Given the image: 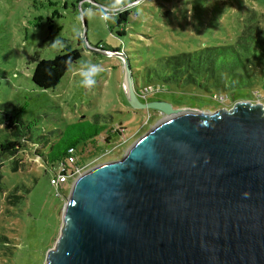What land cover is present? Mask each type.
Returning a JSON list of instances; mask_svg holds the SVG:
<instances>
[{
  "label": "rangeland",
  "instance_id": "obj_1",
  "mask_svg": "<svg viewBox=\"0 0 264 264\" xmlns=\"http://www.w3.org/2000/svg\"><path fill=\"white\" fill-rule=\"evenodd\" d=\"M110 3L0 0V104L9 109L8 114L21 115L28 124L29 136L14 135L13 123L7 126V121L0 122V264H46L48 251L55 247L62 230L72 179L60 186L51 183V170H44L37 148L53 142L72 122L93 120L96 113L110 115L109 125L121 124V134H112L105 141L104 132L76 144L84 171L121 159L137 138L167 117L159 110L132 107L124 93L123 58L92 47L125 51L134 72V87L142 91L147 67L158 66L162 58L171 55L234 43L246 18L254 11L264 13V0H143L139 8L135 0H129L125 23L117 24L118 13L108 22L85 15L84 31V10ZM57 37L65 45L62 50L51 47ZM67 48H79L80 59L56 86H37L31 78L37 61ZM89 61L101 63L105 69L90 89L81 87L77 73L79 64ZM164 86L165 91L150 90L147 100L164 99L174 108L204 112L231 108L239 100L264 105L262 77L252 89L240 90L239 99L232 103L231 93L229 99L220 102L218 91L208 93L194 86L180 88L166 82ZM6 140L21 144L13 156L2 151L1 144Z\"/></svg>",
  "mask_w": 264,
  "mask_h": 264
},
{
  "label": "water",
  "instance_id": "obj_2",
  "mask_svg": "<svg viewBox=\"0 0 264 264\" xmlns=\"http://www.w3.org/2000/svg\"><path fill=\"white\" fill-rule=\"evenodd\" d=\"M92 48L123 58L132 107L167 117L76 177L46 264H264V105L142 101L125 54Z\"/></svg>",
  "mask_w": 264,
  "mask_h": 264
},
{
  "label": "trees",
  "instance_id": "obj_3",
  "mask_svg": "<svg viewBox=\"0 0 264 264\" xmlns=\"http://www.w3.org/2000/svg\"><path fill=\"white\" fill-rule=\"evenodd\" d=\"M128 15V9L120 10L117 15V24L125 23ZM263 18L264 13L252 12L246 18L244 27L234 43L205 46L191 52H183L162 58L158 66L147 67V72L142 77L146 81L143 88L149 89V93L150 90L160 92L166 90L165 82L174 83L180 88L194 86L208 93L218 91L219 95L225 96L223 101L229 99L228 93H231V103L237 101L239 99L237 93L240 90L252 89L259 77L264 79ZM123 53L126 57V52L123 51ZM69 56L72 58L73 64L81 57L80 49L67 48L52 58L39 59L33 69L32 81L41 88L56 86L62 76L69 70L64 63ZM129 67L132 77H134L130 64ZM152 80H157V82ZM135 89L138 90L139 88ZM148 95L144 101H147ZM8 110L5 105L3 108L0 104V113L5 114L4 117L0 115V120H2L0 122L7 121V126L13 123L15 125L12 130L13 134L28 138V124H24L20 114L12 116L8 114ZM109 118L110 115L96 113L93 120L81 119L72 122L53 142H45L40 148H37L36 155L43 164L44 170H51V176L61 164L69 168L68 161L69 156L72 154L70 152L71 147H73L76 156L73 164L82 168L84 161L76 149L79 140L95 139V137L105 132L104 140L109 141L108 139L112 134L122 133V125L118 124L117 127L109 125ZM1 147L3 152H8L13 156L19 151L21 144L18 140H6L1 144ZM12 168L19 170L16 169V166Z\"/></svg>",
  "mask_w": 264,
  "mask_h": 264
},
{
  "label": "clouds",
  "instance_id": "obj_4",
  "mask_svg": "<svg viewBox=\"0 0 264 264\" xmlns=\"http://www.w3.org/2000/svg\"><path fill=\"white\" fill-rule=\"evenodd\" d=\"M128 2L129 0H111V3L105 7L93 6L85 9L83 15H87L89 17L99 16L101 20L108 22L120 11V9H126ZM135 2L139 8V5L143 2V0H135ZM105 8H107V10H105ZM74 31L76 35H80L78 30ZM51 47L56 48L57 50H62L65 45L63 44V41L57 37L54 42L51 43ZM64 63L70 69L72 65V58L69 56ZM103 71H105V69L101 63H92L90 61L80 63L77 73L81 77V87L89 89L94 87L97 83L96 77H98Z\"/></svg>",
  "mask_w": 264,
  "mask_h": 264
},
{
  "label": "built area",
  "instance_id": "obj_5",
  "mask_svg": "<svg viewBox=\"0 0 264 264\" xmlns=\"http://www.w3.org/2000/svg\"><path fill=\"white\" fill-rule=\"evenodd\" d=\"M136 93L140 100H146V96L149 94V89L142 88V91H140L139 89L138 90L136 89ZM224 98H225L224 95L218 96V100L220 102H222ZM70 152H72V154L69 156V161H68L69 168H66L64 164H61L56 170V172L50 176L51 183L60 186L66 183L70 179H72V182H73L76 179V177L83 172L81 170L82 168L77 167L75 166V164H73L76 160L73 147L70 148Z\"/></svg>",
  "mask_w": 264,
  "mask_h": 264
}]
</instances>
